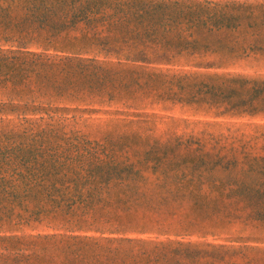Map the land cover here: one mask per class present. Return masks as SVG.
Segmentation results:
<instances>
[{"label": "rangeland", "instance_id": "374dc122", "mask_svg": "<svg viewBox=\"0 0 264 264\" xmlns=\"http://www.w3.org/2000/svg\"><path fill=\"white\" fill-rule=\"evenodd\" d=\"M101 1L129 31L140 22L122 8L152 2L228 19H179L187 47L165 54L91 38L82 23L0 39V51L51 69L92 59L118 84L83 93L56 91L60 80L44 88L39 76L0 83V264H264V195L237 190L264 191V173L242 182L233 165L264 156V0Z\"/></svg>", "mask_w": 264, "mask_h": 264}, {"label": "trees", "instance_id": "16d2710c", "mask_svg": "<svg viewBox=\"0 0 264 264\" xmlns=\"http://www.w3.org/2000/svg\"><path fill=\"white\" fill-rule=\"evenodd\" d=\"M102 5L101 0H0V39L5 42H18L27 36L34 38L42 35L48 39L53 35L61 34L70 26L82 23L83 27L90 31L85 33L91 38L101 41H106L103 39L106 37H116L114 41H118L119 38H131L129 41L122 39L119 44L130 43L137 46L140 45L135 42L138 40L141 42L142 50L165 54L174 51V48H180L182 51L187 47L188 41L181 34V30L176 31L175 22L179 19L182 20L179 25L185 22L186 24L198 23L206 26L210 25L208 21L216 24L228 19L223 14L204 15L201 10H191L190 14L182 16L183 12H174L165 5L152 2L142 4L138 9L122 8L123 14L135 15L140 22L139 29L129 31L128 28L120 25L123 18L114 11L108 15ZM96 14L100 15L99 19H95L94 15ZM102 31L104 32L100 33ZM114 44L116 43L112 45ZM129 49L132 50V47ZM31 58L39 57L31 53L21 55L10 49L0 51V83L18 84L23 82L28 84L34 76H39L47 80L42 81L41 85H45L44 88L51 81L60 80L56 91L95 93L107 87L108 90L113 91L118 89L117 83H111L115 80L92 59H80V65H73L70 62L73 60L72 58H65L64 60L67 61H63L62 65L51 69L53 65ZM45 67L46 70L51 69L49 72L60 68V71H65V75L48 74L49 72L30 75L33 71ZM204 93L208 95L206 99L211 100L210 105H216L217 94H214L213 98L210 92ZM231 107H235L234 104ZM245 107H249V105ZM233 165L237 166L235 170L245 174L246 179L242 182H260V177L264 173V156L246 152L242 161L234 160ZM251 187L252 185L246 184L237 190H240L241 195L248 199H252L255 195H264V191L261 190L249 192ZM256 204L259 208L256 210L257 213L264 216V202ZM58 205L59 202L52 201L53 207ZM73 206H76V203H67L65 210L72 211ZM78 206L80 207V204ZM35 208L44 212L42 206L36 205ZM95 213L93 212L91 216Z\"/></svg>", "mask_w": 264, "mask_h": 264}]
</instances>
